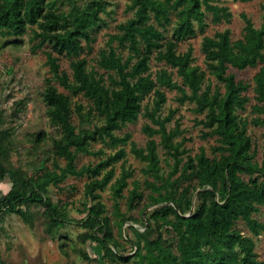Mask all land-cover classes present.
Returning <instances> with one entry per match:
<instances>
[{
	"label": "trees",
	"instance_id": "obj_1",
	"mask_svg": "<svg viewBox=\"0 0 264 264\" xmlns=\"http://www.w3.org/2000/svg\"><path fill=\"white\" fill-rule=\"evenodd\" d=\"M128 7L134 14L118 24L119 31L110 34L107 47L92 64L84 52L93 50L94 30L106 23L97 1L80 5L77 0H0V33L12 36L5 44H20L22 36L30 33L32 49L46 54L51 75L46 77L43 99L58 131L51 136L53 165L45 158L29 172L12 160L15 130L0 110V181L9 177L12 182L0 195V229L10 212L34 222L30 206L40 204L46 232L56 238L75 218L66 202L53 200L49 185L69 175L87 176L85 194L93 203L85 204L86 214L77 220L87 228L80 237L98 242L103 250L100 259L83 251L90 260L101 264H264L255 238L239 227L243 222L255 235L264 230V222L256 216L264 205V163L255 160L248 122L237 112L249 101V82L229 71L230 66L259 65L256 97L264 102V14L256 26L242 12L245 24L239 38H232L229 27L205 35V70L194 63L193 48L180 51L179 43L198 29L203 31L208 14L213 22L231 21L228 6L216 0H130ZM262 7L264 12V3ZM63 56L70 58V70L62 67ZM153 57L176 68L182 81L167 67L153 72ZM208 72L224 89L206 82ZM161 87L177 90L181 103L194 102V110L204 114L196 123L204 126V138L216 139L212 156L204 147L191 154L184 138L177 139L184 131L181 116L169 125L176 109L161 113L167 100ZM149 94L154 95L151 105L143 102ZM76 95L84 96L87 103L75 100ZM22 102H17L15 113ZM259 107L264 122V107ZM143 108L156 126L144 125L149 139L143 146L133 142L131 150L145 161L143 171L152 178L130 181L134 172L124 164L116 176V163L124 162L127 155L121 144L131 138L129 132H118L136 121ZM47 135L45 130L33 134L35 148ZM96 141L120 146L107 153L93 148ZM160 144L165 148L163 158ZM80 153L102 156L95 163L78 165ZM109 184L114 198L111 213L100 192ZM136 209L139 215L133 212ZM0 264L7 262L0 259Z\"/></svg>",
	"mask_w": 264,
	"mask_h": 264
},
{
	"label": "rangeland",
	"instance_id": "obj_2",
	"mask_svg": "<svg viewBox=\"0 0 264 264\" xmlns=\"http://www.w3.org/2000/svg\"><path fill=\"white\" fill-rule=\"evenodd\" d=\"M91 1H97L101 6V15L106 21L101 27L94 30L96 41L91 52H84V55L90 60V63H96V58L102 48L107 47V41L111 33L119 31L118 24L124 22L134 14V11L128 7L130 0H77L80 5H84ZM219 4H224L232 11L231 21L223 20L221 22H213L211 14H208V25L203 31L199 30L193 36H190L179 43V50L184 51L189 47L193 48L194 63L200 65L203 69H207L205 55L202 49V41L205 35H213L218 30L226 27L231 29L232 38L236 39L242 36L244 19L241 15L246 12L259 26L263 19L264 0H216ZM170 31L167 32V35ZM12 36H5L0 33V110L4 113L7 120L6 124L13 126L15 132V149L12 153V160L16 165L22 166L29 172L36 170V166L42 159L46 158L49 165H53V154L51 150V136L58 134L57 128L50 122L47 113V104L43 99V90L47 76L51 75L49 66L46 62V54L43 49L34 51L30 33L22 36L23 41L20 44H5V41ZM62 67L70 70V58L63 56L61 58ZM161 67H167L174 71V77L178 81H182V77L177 73L176 68H172L165 61H159L156 58L151 59V70L155 72ZM259 70L258 66H250L245 69H238L230 66L229 71L236 74L238 78H243L249 82L247 94L249 101L243 108H238L237 112L242 119L247 120L248 133L253 141V149L255 160L260 164L264 163V122L263 111L259 107H264V102L259 101L256 97L257 89L255 75ZM103 71V69H101ZM206 82H211L212 86L220 85L224 89L222 82H219L215 76L208 72ZM60 90L68 92L62 85L58 84ZM166 91L167 100L162 108V114H168L169 110L176 109V113L169 125L173 126L175 119L181 116L183 133L177 136L178 140L184 138V146L191 154H195L204 147L209 155H213L211 146L216 143L215 137H203L202 132L204 126L196 123L197 118H202L203 113L194 110L195 103L185 101L181 103L177 99L179 92L170 90L167 87H161ZM153 94H149L144 99V104H152ZM75 100L87 103V99L82 95L74 96ZM22 105L15 113L16 107ZM73 120L79 122L76 113L73 114ZM101 123L100 119L95 120ZM146 124L156 126L152 120L146 116L145 109L136 121L128 122L118 133L129 132L131 138L125 144H121L126 148V160L116 163V176L121 172L123 164L133 170L132 179H140L144 181L146 178H152L151 175L143 171L146 165L145 161L137 157L131 150L132 143L145 145L149 136L143 127ZM88 126V125H86ZM45 130L47 138L41 142L37 148L34 146L33 134ZM160 141V135H155ZM93 148L104 149L107 153L119 146H112L103 141L93 142ZM158 151L160 156H165V148L159 145ZM48 156V157H47ZM102 155L89 153H80L78 155V165L95 163ZM63 161V160H62ZM247 177V176H246ZM87 176L69 175L58 184L51 183L48 192L54 201L66 202L70 215L75 218L63 226L56 238H52L46 232V218L43 214V206L40 204L31 205L30 208L34 212V222H27L20 214L15 212L7 213L2 222L0 229V259H4L7 264H101L96 259H88L82 252L85 251L90 257L100 259L103 255L101 245L90 239L83 241L80 234L87 228L77 222L82 218L86 211L85 204L91 205L93 200L85 194V183ZM11 180L9 177L0 181V195L6 193L11 188ZM132 183L129 187H132ZM127 191V190H126ZM102 201L105 203L108 213L113 209V192L111 185H107L105 189L100 190ZM126 206L122 201V209ZM148 207L144 214L150 210ZM139 215L136 209L133 211ZM256 216L264 222V205ZM129 221L125 224L131 223ZM141 225V222H137ZM239 227L246 234L252 235L256 240V251L259 259L264 260V230L255 235L243 222H239ZM128 231V230H127ZM132 234V232H131ZM62 243L65 245L62 246ZM65 248V249H64ZM128 251H131V245L127 244Z\"/></svg>",
	"mask_w": 264,
	"mask_h": 264
}]
</instances>
